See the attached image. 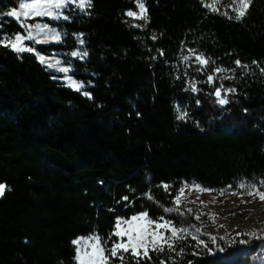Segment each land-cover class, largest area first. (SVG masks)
Instances as JSON below:
<instances>
[{
	"label": "trees",
	"instance_id": "obj_1",
	"mask_svg": "<svg viewBox=\"0 0 264 264\" xmlns=\"http://www.w3.org/2000/svg\"><path fill=\"white\" fill-rule=\"evenodd\" d=\"M144 2L143 27L126 14L136 8L132 0H91L83 11L67 10L61 42H29L45 54L79 47V57L66 62L76 79L89 83L90 98L34 54L0 43V264H79L71 241L93 231L108 254L118 242L117 219L141 212L196 228L195 211L181 205L180 214L163 211L177 206L185 183L260 187L264 0H252L239 20L228 4L211 11L201 0ZM19 3L0 0L3 38L25 33L6 15ZM185 49L205 57L208 68L227 71L223 88L235 89L222 91L228 103H217V86L205 75L199 89H187L175 72ZM176 103L185 108L183 119ZM180 237L169 242L174 250L166 243L158 246L163 251H139L140 264L250 261L246 236L213 241L201 230ZM120 255L123 264H135L131 251Z\"/></svg>",
	"mask_w": 264,
	"mask_h": 264
},
{
	"label": "rangeland",
	"instance_id": "obj_2",
	"mask_svg": "<svg viewBox=\"0 0 264 264\" xmlns=\"http://www.w3.org/2000/svg\"><path fill=\"white\" fill-rule=\"evenodd\" d=\"M135 4V9L131 10L136 15L129 16L130 20L140 26L143 27L147 21V13L146 6L144 0H139V2L143 3L144 9L138 7L137 0H132ZM25 3H33L35 0H23ZM203 5L211 11H219L221 7L225 5H229L231 11L237 15L235 11L236 7H238V0L234 3V0H201ZM21 3V0H20ZM19 3V4H20ZM79 0H67L66 6L62 8H55L54 3L49 6L46 0H40L41 10H47L49 15H36L35 10L29 9H20L19 6L17 9L18 16L12 17L17 20L25 29L24 34H16L11 38H4V43L7 44L9 40L11 43L16 44L17 46H24L27 48H32L33 51L30 53L34 54L36 58L43 64H45L50 70L58 73L60 78L70 87L76 89L74 85H70L69 77L72 81H75L78 84H82L83 88L80 90L83 92H88L85 88L89 85V83L84 82L81 79H76L72 75V66L66 61H69L72 57H79L80 51L78 48L74 50L67 51L61 50L56 51L50 54L40 53L36 49H34L29 42H37V43H58L62 41L63 33L60 29L59 22L64 21V17H67V10L70 7L78 8L77 4ZM79 9V8H78ZM12 10V9H11ZM10 10V11H11ZM27 12L28 15H20L19 13ZM129 12V11H128ZM127 12V13H128ZM59 18H56V17ZM146 17V19H142L140 17ZM41 29H43L41 31ZM19 35L24 37L22 40L17 41L15 37ZM59 36V39L56 36ZM31 37V39H29ZM12 48L11 46H9ZM13 49V48H12ZM29 52V51H25ZM78 53L77 56H72L71 53ZM21 53V52H19ZM43 57V61L41 60ZM197 57H200L198 60ZM206 58L203 57L200 53H197L193 49H185L179 55L178 60L175 64L177 74H181L185 77V86L187 89L192 90L194 85L195 89H199L200 78L199 75H205V79L209 85H215L217 88H221V97L223 88V78L227 77V71H216L219 67L208 68L206 64ZM179 63V65H178ZM52 65V67H49ZM67 68L68 72H62L60 69ZM211 75L213 77L212 81H208V76ZM216 81V82H215ZM202 84V83H201ZM222 86V87H221ZM192 92H195L192 90ZM179 108V112L177 111ZM175 109L178 115L185 112L184 106L179 103L175 104ZM0 184H4L1 183ZM190 187L185 188L184 192L179 196V205L191 209L197 213L199 216V224L196 228H200L206 235L210 237H221L226 238L233 235H242L246 236L251 240L252 246V254L249 257L250 261L247 264H264V201H261L259 197L248 196L245 194L244 189H239L238 184H232L220 189H212L205 188L201 185L202 188L210 189L211 191L200 192L191 187V185L195 183H187ZM5 185V184H4ZM198 185V184H196ZM259 187L258 185H256ZM222 189H227L225 194H221ZM261 191H264L261 189ZM233 193H239L237 195H233ZM142 213V212H141ZM140 213H136L131 215L128 219L118 218L121 221L130 220L131 217L137 216ZM213 217L214 219L210 218ZM117 219V220H118ZM168 219L164 217V220L156 221L148 227L149 233L156 234V244L157 246H161L163 244L171 242L175 237L172 236L171 228L173 225H165V221ZM140 223H144V221H140ZM157 224H160L161 227H157ZM183 228L188 229L187 233H195L196 228L190 225H187ZM127 224L121 223L119 228H117V221L115 224V230L120 231L122 233L121 236H118V242L116 244H127L128 236L123 234L126 232ZM245 233H255L257 237L260 238H252L249 235H245ZM182 234H177L178 236H182ZM92 237H98L95 231L89 232L87 234H80L73 238V240H81L79 245H73L75 249V260L80 264V260L76 259L79 256L82 260H84L85 264H92L93 258H95L96 264H119L118 261H115L111 256H109L102 245L100 239L94 240ZM171 237V239H169ZM167 241V242H165ZM253 241L255 243H253ZM115 244V245H116ZM144 248L138 249V252H144L148 248H152L153 245V237L148 235L144 239ZM98 249H100L98 251ZM119 250L118 255H120ZM131 251V250H130Z\"/></svg>",
	"mask_w": 264,
	"mask_h": 264
},
{
	"label": "snow or ice",
	"instance_id": "obj_3",
	"mask_svg": "<svg viewBox=\"0 0 264 264\" xmlns=\"http://www.w3.org/2000/svg\"><path fill=\"white\" fill-rule=\"evenodd\" d=\"M46 2L49 4V6H51L54 3L55 8L59 9L62 8L64 6H66L67 0H46ZM237 2V0H234V3ZM252 0H238V7H236L235 11L237 12L236 15V19L239 20L241 18H243L246 15V10L249 7V5L251 4ZM137 4L138 7L141 8L142 10L144 9V5L143 3L139 2V0H137ZM41 4H40V0H35V2L33 3H25L23 2V0H21V3L19 4V8L20 9H29V10H35V14L36 15H49L50 13L47 10H41ZM77 7L83 11L85 7H91V0H79V3L77 4ZM20 15H28L27 12H22L19 13ZM128 16H134L136 15L134 12L129 11L128 13H126ZM6 15L8 17H17L18 16V12L17 9L13 8L11 11L7 12ZM56 18H59L58 16ZM142 19H146V17H140ZM64 19H68V17H64ZM43 29H41L42 31ZM24 37L17 35L15 37V39L17 41L22 40ZM57 39H59V36H56ZM29 39H31V37H29ZM4 38L2 36H0V43H4ZM82 42V41H81ZM5 46H11L13 48L14 51L16 52H25V51H33L32 48H27L24 46H17L14 43H11V41L9 40V42L5 45ZM72 56H77L78 53L73 52L71 53ZM84 55H87V53H84ZM197 59L199 60L200 57H197ZM41 60L43 61V57H41ZM206 62V61H205ZM238 66H240V61H236L235 62ZM253 63H256L255 61ZM49 67H52V65H49ZM247 67V66H244ZM60 71L62 72H68L69 69L67 68H62L60 69ZM216 71H223V69H216ZM262 72H264V69H261ZM70 81V85H74L76 90L79 91L81 88H83L82 84H78L75 81H72L71 78H68ZM213 77L211 75L208 76V81H212ZM222 87V86H221ZM187 91V89H185ZM193 91H196L194 85L192 87ZM225 91H231V92H235V89H225ZM221 88H216L214 91V95L217 97V103L224 105L226 103H228L226 98H222L221 95ZM85 96H89L90 98V93L88 92H84L83 93ZM197 103H199V101H197ZM177 111L179 112V108H177ZM187 115V113H181L180 115H178V119H183L185 116ZM259 185L260 187H257L256 184H246L244 182H241L238 184V188L239 189H244L245 190V194L248 196H253V197H259V199L261 201H264V191H261V188H264V179H262L261 181H259ZM163 187L165 188V190L167 191L168 189V185H163ZM190 187V185H188L187 183H185L177 192V196L176 198L173 200V203L176 204V207H167L164 208L163 211L166 213H173L176 212L177 214H180L179 211V196L180 194H182L184 192L185 188ZM192 188L200 191V192H206V191H211L210 189H205L202 188L199 185L193 184L191 185ZM231 187V186H229ZM5 191V185L4 184H0V196H2L4 194ZM221 194H225V192L227 191V189H222L220 190ZM239 193H233V195H237ZM147 195V194H146ZM148 199H152V197L150 195L147 196ZM124 199L126 200L127 197H124ZM189 212H191V209L188 210ZM212 219H214L213 217H210ZM159 220H164V217L161 216L158 218ZM196 219H199V216L196 217ZM140 221H144V223H140ZM121 223H125L127 224V229L126 232L123 234H126L128 236V242L127 244H116L114 245L112 248L107 249L108 251V255L111 257H118L121 261V264H123V261L125 259V257L123 255H118L119 250H123V252H129L131 250V254H132V258L135 260V264H140V260H139V256L140 253L138 252V249L140 248H144V239L146 236L151 235L153 237V245H152V250L153 251H163V247H158L156 244V234L155 233H149L148 232V227L150 225H152L153 223H156V221L151 220L150 218H148L147 212H142L137 216H133L130 218V220H126V221H121L120 219L117 220V228H119ZM165 225H172V221L171 220H167L164 222ZM157 227H161L160 224H157ZM172 231V236L175 237L176 239L181 238L180 236H178L177 234H182V233H187L188 229L180 227H172L171 228ZM201 230L200 228H196V232L199 233ZM114 235L117 236H121L122 233L120 231H116L113 233ZM245 235H249L252 238H260L257 237L255 233H245ZM91 239L94 240H99V237H92ZM171 239V237L169 238ZM193 239H197L196 236H193ZM213 241L215 240V238H212ZM167 242V241H165ZM244 241H241V243H243ZM71 243L73 245H79L81 243V240L77 239V240H73L71 241ZM204 241L199 240L197 246H199V244H203ZM168 249L170 250H174V245L171 243L167 244ZM100 249H98L99 251ZM181 252L183 251V249L180 250ZM145 255H147V252L145 251L144 253ZM76 259L80 260V264H85L84 260H82L79 256L76 257ZM92 264H96L95 258H93L92 260ZM103 264V262H102ZM161 264H164L163 261H161Z\"/></svg>",
	"mask_w": 264,
	"mask_h": 264
}]
</instances>
